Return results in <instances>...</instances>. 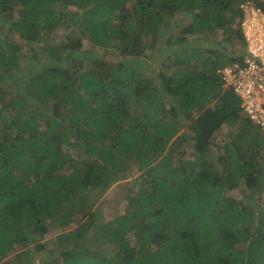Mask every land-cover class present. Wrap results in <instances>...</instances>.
Wrapping results in <instances>:
<instances>
[{"label":"trees","instance_id":"obj_1","mask_svg":"<svg viewBox=\"0 0 264 264\" xmlns=\"http://www.w3.org/2000/svg\"><path fill=\"white\" fill-rule=\"evenodd\" d=\"M247 2L264 13L258 0H0V264L17 248L24 264H264V200L249 203L264 132L218 72L248 55ZM21 63L36 66L22 79ZM223 124L239 133L216 158ZM115 184L123 213L101 222ZM48 223L64 229L47 239Z\"/></svg>","mask_w":264,"mask_h":264},{"label":"built area","instance_id":"obj_2","mask_svg":"<svg viewBox=\"0 0 264 264\" xmlns=\"http://www.w3.org/2000/svg\"><path fill=\"white\" fill-rule=\"evenodd\" d=\"M242 8L245 14L241 26L248 55L218 72L225 85L233 88L240 98L244 114L264 132V24H248L250 19L258 15L264 18V13L250 3Z\"/></svg>","mask_w":264,"mask_h":264},{"label":"rangeland","instance_id":"obj_3","mask_svg":"<svg viewBox=\"0 0 264 264\" xmlns=\"http://www.w3.org/2000/svg\"><path fill=\"white\" fill-rule=\"evenodd\" d=\"M259 3H262L264 5V0H258ZM11 12L14 16H17V12H18V8H17V5L16 4H12L11 5ZM251 22H256L257 24H259L260 26H262L264 24V18L260 15H258L257 18H253V19H250L248 21V24L251 23ZM4 25V29L7 28V23L3 24ZM67 33V30L65 29H59V30H56L52 33H45L43 35V37L39 40V42L36 44V46H41L43 44H45L46 42L47 43H56V42H59L63 39L64 35ZM73 34H76V33H73ZM46 35H49V38L47 39ZM72 35V34H71ZM236 46H233L235 49L236 48H239L241 47V42H236L235 43ZM84 45L85 47H89L90 45L87 44V42H84ZM22 50L21 52L22 53H25L26 50L29 49V47H27L25 45V43H23L22 45ZM33 47V46H32ZM103 50H101L102 52ZM147 65V64H146ZM145 65V67H146ZM36 66H31V63L29 64H26V63H21V67H20V70L18 72V77L20 79H22L24 76H28L30 74V71L31 70H34ZM160 68V65L158 64H152V65H148L147 68H146V71L147 72H154V71H157L158 69ZM153 70V71H151ZM147 76H150V74H148ZM152 81V80H151ZM12 84V82H10ZM152 83V82H151ZM153 84V83H152ZM23 85L18 82L16 83V85L14 87H8L6 88V92L9 93V94H12V96H14L15 94H19L21 92H17L14 94V92H16L17 90L16 89H19V88H22ZM239 133V129L238 127L236 126V124H223L221 127H220V130H218L217 132L214 133V138H213V144H217L218 147H214V148H211V152L214 156H216V158L218 156H222L223 155V149H224V144L230 142L231 140L234 139V136L236 137V134ZM234 134V135H233ZM233 135V136H232ZM223 147V148H222ZM210 152V154H211ZM134 176H138V175H132L130 174L128 176L127 179H125L126 181H123V182H120V183H123V184H128V182L132 179V177ZM115 186H117L116 184L114 186H112L111 188H109L106 192L107 194V199H115V201H117L118 203L112 207V205L110 203L108 204H105V205H100L99 201L97 202V204L95 205L97 207V210H98V214L100 216V221L103 222V221H109L111 219H114L118 214L120 213H123V209L125 207V202L126 200L124 199L123 195L121 196H112L110 195L112 193V191H116L114 188ZM125 188L126 186L124 187H121L119 192H124L125 191ZM264 191V189H263ZM262 191V193L259 195H256L254 196V199L255 200H251L250 203V206H254V205H259V203L257 202V200L259 198L263 199L264 200V192ZM256 194V193H255ZM109 195H110V198H109ZM229 197L237 200L238 202L241 200V191H239L238 189H235L233 191H230L229 192ZM117 197V198H116ZM249 203L247 202V205L246 206H249ZM100 208V209H99ZM49 225V233L46 235V238L50 239L52 238V236L56 235L57 233H60L62 230L60 226V224H50L48 223ZM66 228H68V226H66ZM64 229V228H63ZM98 242H101L99 240H97ZM90 248H93V249H98L99 248V244L98 243H90ZM24 249H19L18 248L13 252L11 253L10 255L12 256L11 258H14V261L12 262L13 264H24L25 261H24V258L21 256V252H23Z\"/></svg>","mask_w":264,"mask_h":264},{"label":"clouds","instance_id":"obj_4","mask_svg":"<svg viewBox=\"0 0 264 264\" xmlns=\"http://www.w3.org/2000/svg\"><path fill=\"white\" fill-rule=\"evenodd\" d=\"M249 3L251 4V2H247V3L243 4L242 6L245 5V6L247 7V4H248V6H249ZM242 6H240V7L242 8ZM242 9H243V8H242ZM243 14H245L244 10H243ZM243 48H244V47H243ZM239 49L241 50V47H239ZM239 49H238V48L235 49V48L233 47V50H236V51H237V50H239ZM238 98H239V97H238ZM239 100H240V98H239ZM240 107H241V100H240ZM241 110L243 111L242 107H241ZM242 117H243V116H242ZM210 151H211V148H210Z\"/></svg>","mask_w":264,"mask_h":264}]
</instances>
